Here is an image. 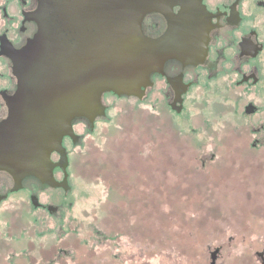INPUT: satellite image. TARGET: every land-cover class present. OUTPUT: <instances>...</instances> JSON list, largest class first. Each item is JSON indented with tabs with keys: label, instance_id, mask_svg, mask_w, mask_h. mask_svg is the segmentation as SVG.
Segmentation results:
<instances>
[{
	"label": "rangeland",
	"instance_id": "374dc122",
	"mask_svg": "<svg viewBox=\"0 0 264 264\" xmlns=\"http://www.w3.org/2000/svg\"><path fill=\"white\" fill-rule=\"evenodd\" d=\"M15 89L0 57V92ZM147 94H106L93 128L75 122L79 141L64 142L69 191L27 179L0 205V264H211L217 249L216 264H264V168L232 147L239 136L229 127L241 121L215 99L187 100L176 113L168 90ZM2 180L12 188L6 173ZM34 188L55 214L33 207Z\"/></svg>",
	"mask_w": 264,
	"mask_h": 264
},
{
	"label": "water",
	"instance_id": "95a60500",
	"mask_svg": "<svg viewBox=\"0 0 264 264\" xmlns=\"http://www.w3.org/2000/svg\"><path fill=\"white\" fill-rule=\"evenodd\" d=\"M28 16L37 24L34 37L15 49L4 37L0 57L12 64L16 90L0 92L8 116L0 122V172L14 180V191L26 178L52 189L69 191V158L64 140L79 141L74 124L91 128L105 117L106 94L143 100L155 74L176 60L203 64L210 24L199 14L175 15V0H37ZM161 13L169 20L158 39L147 37L144 18ZM173 85V82L170 81ZM172 109L178 113L175 105ZM59 156L58 161L52 159ZM60 169L64 179L58 181ZM3 199L0 196V201ZM38 206L36 198H32ZM55 212V207H50ZM219 249L211 254L216 264Z\"/></svg>",
	"mask_w": 264,
	"mask_h": 264
},
{
	"label": "flooded vegetation",
	"instance_id": "af4514ba",
	"mask_svg": "<svg viewBox=\"0 0 264 264\" xmlns=\"http://www.w3.org/2000/svg\"><path fill=\"white\" fill-rule=\"evenodd\" d=\"M175 2V15L184 11L199 14L200 21L210 24L207 56L204 63L198 66H184L176 60L168 61L164 66V74L152 76L153 85L147 88L144 99L151 89L161 88L163 92L168 90L172 95L168 105L173 110L172 104L179 99L175 105L176 109H180L179 113L183 111L187 100L192 103H208L210 99H215V104H221L222 109L231 115L232 121L235 118L241 121V127H236L237 124L233 123L229 127L239 136L238 144L232 146L234 150L245 151L255 166L264 168V0ZM7 3L1 7L6 27L0 33V44L4 37L15 49H21L37 32V24L27 17L37 10L38 3L37 0H8ZM168 28L169 20L161 13L147 15L142 24L144 34L151 39L162 37ZM14 92L6 91V94L12 95ZM1 97L4 101L3 96ZM7 116L8 109L6 117L0 119V122ZM210 116L211 113L209 118ZM54 156H57L56 160ZM52 159L58 161L59 156L55 154ZM62 174L63 178L58 181L64 179V173ZM7 175L12 179L13 186L9 190L3 189L6 183L4 180L0 181V196L3 197L0 205L11 194L23 190L27 179L38 181L32 177L26 178L22 187L14 191V180ZM38 183L44 189L50 188L40 181ZM255 185L258 188V182ZM258 195H263L264 199V191L261 194L259 190ZM32 198H36L37 207ZM30 200L33 207L42 212L55 214L58 211V207H55L57 210L51 212L49 208L54 206L40 203L35 188Z\"/></svg>",
	"mask_w": 264,
	"mask_h": 264
},
{
	"label": "trees",
	"instance_id": "16d2710c",
	"mask_svg": "<svg viewBox=\"0 0 264 264\" xmlns=\"http://www.w3.org/2000/svg\"><path fill=\"white\" fill-rule=\"evenodd\" d=\"M151 199H152V198H151ZM135 200H136V199H135ZM185 204H186V203H184V205H183V206H185ZM181 206H182V205H181ZM182 208H183V207H182Z\"/></svg>",
	"mask_w": 264,
	"mask_h": 264
}]
</instances>
